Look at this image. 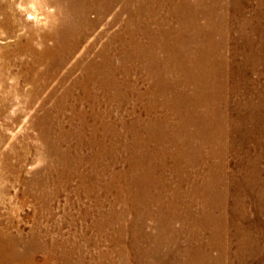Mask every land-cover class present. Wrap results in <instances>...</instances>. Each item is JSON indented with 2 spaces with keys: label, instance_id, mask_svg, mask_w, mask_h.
Instances as JSON below:
<instances>
[{
  "label": "bare ground",
  "instance_id": "6f19581e",
  "mask_svg": "<svg viewBox=\"0 0 264 264\" xmlns=\"http://www.w3.org/2000/svg\"><path fill=\"white\" fill-rule=\"evenodd\" d=\"M27 1L28 0H0V40H1V42H3V44H2L3 46H0V57H1V55L5 54L4 51L10 49L12 53L14 51L15 54L19 55L20 58H18V59L21 60L20 64H22V66L24 67L23 71H21V72L19 71L20 73L15 74L14 76L9 71L11 66L8 65V67H7V65H3V67L0 68V117L1 118L5 117L6 119H8V120H6L7 126H9V127L13 126L11 124V122L14 119V117L11 115L10 110H11V108L14 107L13 106L14 97L16 95H18V97L21 96L23 99H26L25 101L27 102V104L24 105L23 108H25L26 110L30 109V111H31V109L35 110L36 117L34 118L32 123L34 126H36L40 129V131H41L40 139L42 141L46 142L45 125H46V121H48L50 115L52 114L50 109L47 108L49 95H50L49 97L56 98L57 101L59 100L56 103L57 105L54 108L56 109V107H58V108L62 109L63 105H62L61 100H64V98L66 96L74 93L75 90L77 91L78 89L76 87H79V89L81 91L80 93L87 95L90 93V89H91V88H89L90 84L96 85V87L101 86L104 88L106 85L107 86L110 85L109 83L111 82V80L115 76L116 71H117V73L123 72L126 76H128L129 74L130 75L132 74L133 68H137V70H142V72H145V74H147L148 77H150L152 79L151 86L149 89V92L151 94H154V95L155 94H160V95L168 94L167 96H169V93H170L172 96L176 95V96H179L178 98H180V97H184V96L182 94H180V92L176 89L177 84H176L175 80L173 82L170 80L172 78L173 74L175 73V71H178L180 73V75L183 76V78H182L183 80L181 79V82L185 85H189V89L187 91V92H189V95H188V97L187 96L184 97L182 105H185V104L188 105L189 102L192 103L193 104L192 105V111L193 112L188 113L187 110L185 109V113H184V112H181V108L178 109L177 108L178 106L176 107V111H174V112H176L175 114H177V115H175V117L178 119L175 121L176 125H174V126L178 131L180 130L179 131L180 133H175L174 135L171 133L172 135H170V137H167V135H169L170 133H165L167 135H165V137L160 136L159 140L162 143L165 141L168 143L171 140L169 145H167V144L165 145V143H164L163 147H159V146L156 147V150H153L154 153H151L149 151L150 150L149 149V150H145V151L141 152L140 154L138 153L139 155H137V156H133L134 161L132 160L133 165L131 166V174L132 175L130 176V179H128L129 183L127 184L128 188H131L128 190H129L131 198H132L131 203H133L132 205H133L134 211L136 212L135 223H136V221H140L143 224L144 220L146 219V216H147V218L152 219L154 221V227H153V230H154L153 233L154 234L148 233L149 230L145 231V229L143 227H141L140 225L134 224V222H132L133 223L132 226L128 227L127 229L129 232L133 233V236L135 238V242H137V244L139 245V242H141V239L145 240V241H150L153 239L155 241H160L161 237L159 238V236H162V235L166 236V234H168L167 231H170L171 235L174 233L180 234L183 232L181 230H184L185 229L184 227L187 224H190V228L187 229L188 228L187 227L186 228L187 230L184 233L195 235L196 237H195L194 243L192 241H190L188 243L189 248L188 249L186 248L185 250H181L183 258H184V260L182 262H180L181 260L178 261L179 258L176 260V259L172 258V256H171L170 259H172V261H171V263H167V264H220V263H223L222 260L224 258L228 257V253H226V251H225L226 250L225 246H223L221 249H219L218 244H216L215 246L212 245V243L215 240H214V238L211 239V236L210 237L208 236L209 239H204V244H203V239L199 236V234H200L199 230L203 227L202 226V225H204L203 223H207V225L208 224L210 225L211 222H207V221L203 222L199 216L200 215H207L208 218L209 217L212 218L213 217L212 213H214L216 210V208H213V207L220 208V207L224 206L226 196L222 198L220 193L217 194L215 192V190L218 188V185L220 182H222V185L225 186L224 182L226 179H228L227 177L230 176L229 172L231 171V170L227 171L226 168H229L230 165L228 167H226L227 165L224 162L223 164L221 163L222 168H219L218 165H216V161H213V162L208 161L207 158H205L203 152L201 151V150H203L202 146H206L207 144H204L201 147H199V149H196V148H194L192 143H190V144L184 143L185 142L184 140H186V139L183 140L181 138V130L183 129L182 131H185L186 135L188 134V135L192 136L196 132L195 133H191V132L187 133V130H186L187 124L195 123L198 125L202 122H205V120L209 121L210 124L212 122H215L216 124H222V122L223 123L226 122V124L228 123L229 125H232V128H234V129H230V131H234L233 132L234 134L232 132H230L232 134L231 137L234 136V140L238 144L242 145V146H238L239 150L237 151V154L239 156L245 155L246 157H250L252 155L251 150L253 148L250 150L248 148L249 146H247L246 143L244 144V141H242V143L238 142L239 139L237 140V137H239L240 133H242V132H243V136L241 138L242 140H250L249 136L252 137L253 134H255L256 132H260L264 137V116L259 117V115L264 113L261 110L262 107H264V104H261V100H260L261 97H264V85H263V89H258L259 88L258 87L257 88L258 91H256L257 89L255 91H251V94H252L251 96L248 95L249 93L248 94L244 93L245 91L243 92L241 89H238V88L234 89L233 88L232 93H231L232 96L238 97L239 100H240V97L241 98L243 97L245 99L244 104H241V103L233 104L234 102H231V100L228 99L226 96H225L226 98L224 99L223 94L220 93V90L218 91V89H221L224 91L221 84L218 88V85H217L218 81L221 80V78L224 81L228 80V78H232L234 82L236 81V83H237V81H239L238 84L240 85V81H242L244 78L245 71L243 69L241 71L242 74L237 70H234V71L230 70V72L229 71L223 72L224 69L228 68V66H229L228 62L229 61H227V59H226L227 56L220 55L221 53H219L218 50L220 48H226V47H223V46H225L224 43L227 44L230 40H232L233 41L232 44L233 45L235 44V46H234V51H233L234 55L232 54V56H231L230 69H231V67H234V65L232 63H235L234 62L235 59L237 62H238V60H240L238 65L241 68L244 66L246 67V65H248L251 61L254 60L255 64L258 66V68L256 67V69H254V70L257 71L261 67L257 63L261 62L264 64V57H261V55H259V53L257 51V50H261V48L264 47V24H261V26H258L255 23L257 21H259V19L256 20L255 18L252 19V17L251 18H248V17L242 18V16L240 17V14H242L244 12V11L242 12L241 6L239 8H237L239 6V2H241V0H195V1H192V0H126V4H127L126 9H127V12L129 13V16H128V21H127V26H126V29L124 30V32L116 34L113 37V39L108 38V39L102 40L103 42L101 41L102 42L101 48L99 49V51L95 50L96 54H94L95 55L94 58H92V59L90 58L91 60L88 59L89 61L87 60V62H83L84 64L81 65L83 67L82 68L83 71L81 70L82 75L77 79L75 78V80L73 79L74 81L72 82V84H69L66 86V88H63L67 84V82L70 80V78L73 76V74L75 73V71L77 69H79L78 71L80 72V65H79L80 63L79 64H78V62L73 63L72 66L67 69V71L65 72V75H62V76L59 75V78L56 79V77L58 76V73H61V70L64 69V67H66L68 63H71L70 62L71 59L74 57V55L77 52L80 51L81 47L85 43H87V44L84 45V49L82 50V52H83L82 58L84 59L85 57L91 55V52L95 48V45L98 43V41L105 38L107 35V30L105 28L103 30L99 31L98 33H96V31L101 25L102 26L103 25L108 26L110 24V22L107 21V16L109 14L113 13L116 15L114 17L115 24L121 22V19H122L121 15H122L123 9H124L123 5H125L124 0H36V2H34L32 4V8H33L32 10H34V12H32V11L30 12V10L26 9L27 7H25V10H27V12H28V18L34 20L35 24L30 23L31 21L27 22L26 21L27 19L25 20V18H24V16H25L24 11L25 10L22 9V7L24 5L23 3H27ZM224 1L227 3L226 11H225V9H222V8L220 10V7H222V5H223L222 2H224ZM38 4H41L44 7H46L48 5L55 7L54 11L52 12V14L54 15V21L50 27L46 26V24H42L45 21L42 20V18H41L42 16L40 17V15L38 13V7H37ZM51 8H53V7H51ZM228 10H231V12H232L231 16L233 18L228 19V18H226L225 14L223 15V13L227 12ZM91 12H95V13H97V15L95 17H90ZM262 12L263 11H260L259 13H262ZM202 19L203 20L205 19L206 21L202 22ZM112 26H114V25H112ZM221 29H222V31H221ZM93 35H94V37L90 38ZM218 35H219V38H217ZM262 51H264V50H262ZM6 58H8V57H6ZM79 59H80V57H79ZM72 61H75V60H72ZM115 61H118L120 63V65L119 66L116 65ZM14 62H16V61H14ZM81 62H82V60H81ZM249 66L250 65H248V67ZM263 67H264V65H263ZM218 68H220L221 74H220ZM262 71L263 72H259V73L264 75V70H262ZM140 73H141V71H140ZM21 77L24 80L25 86L27 88L24 87L23 89H21V88H18L16 86V84H17L16 81H18V78H21ZM15 78H17V80ZM12 79H15L16 81L13 82L12 84H10V81ZM55 80L57 81L56 85H54V83H53V82H55ZM221 82H223V81H221ZM52 83H53V86H51ZM238 84H236V85H238ZM236 85H234V87ZM108 87H106V88H108ZM111 87H114V89H116L118 92L121 91V86L118 84H112ZM186 88H188V87H186ZM48 89H50V90H48ZM123 89H124V87H123ZM260 90H262V91H260ZM106 91H108V90H106ZM123 91H122V93H123ZM135 92H137V91H135ZM130 93H132V92H130ZM169 97H171V96H169ZM83 98H85V97H83ZM189 98H191V99H189ZM36 99L37 100L41 99V101L39 103H36ZM88 100H89V98H88ZM68 101H70V100H68ZM84 103H86V102H84ZM172 105H173V103H172ZM178 105L180 106V101H178ZM261 105H263V106H261ZM222 106H224L223 107V108H225L224 110H222ZM67 107H68V105H67ZM18 108H19V106H18ZM78 108H80V107H78ZM20 109H22V108H20ZM157 109H158V107H157ZM51 110H53V109H51ZM167 110H169V109H167ZM246 110H247V112H246ZM83 111H86V110H83ZM169 111H171V110H169ZM223 111H225V113H226V114L223 113L225 116L222 114ZM233 111H238V113L235 116L231 115V117H230L229 113L233 114L232 113ZM241 111H243V113L245 111L246 113L243 114ZM19 112H21V111H19ZM73 112H74V110H73ZM91 113H92V111H91ZM106 113H107V111H106ZM154 113H155V111H154ZM181 113H183V114H181ZM56 114H57V112H56ZM179 114H181V115H179ZM234 114H235V112H234ZM165 116H167V115H165ZM17 118L19 119L20 116H18ZM17 118H15V119H17ZM18 119L16 121H18ZM51 120H54V119H51ZM153 120H155V118ZM159 120H161V119H159ZM166 120H168V117ZM89 123H91V122H89ZM246 123L250 124L252 126V128L251 129L248 128L246 130L245 129L246 127L244 128V125ZM93 124H95V123H93ZM153 125L154 126L160 125L159 121H155L153 123ZM148 126H149V124H148ZM149 129H150V126H149ZM201 129H202V127H201ZM201 129L199 130V132H201ZM242 129H245V130L242 131ZM133 130H135V129H133ZM162 130L165 132H170L171 125H170L169 121H166L163 124ZM223 132H225V131H223ZM197 134H199L198 131H197ZM209 134H211V133H209ZM129 135H130V133H129ZM147 135H149V134H147ZM182 135L184 136V133ZM186 135H185V137H186ZM201 135H203V134L201 133ZM116 137H118V136H116ZM142 137H143V135H142ZM224 137H225V135H224ZM259 137L257 136L258 142L264 144V138H262V136H261L260 138H262V139H260ZM91 138H92V136H91ZM120 139H122V138H120ZM83 140H85V139H83ZM110 140H111V138H110ZM139 140H141V139H139ZM179 140L182 141L183 143L180 142ZM87 141H89V140H87ZM200 141H202V139ZM110 142H112V141H110ZM131 143H132V141H131ZM99 144H101V143H99ZM13 146H14V144H12V147L10 148V150H8V151L6 150L7 152L5 154V158H7V159L13 158V159L19 160L20 162H25L27 154L26 155L21 154L20 152L16 151V149H15L16 147H13ZM119 146H121V144ZM132 146H133V144H132ZM181 146H183L184 148L181 149L180 148ZM263 146L264 145H259V144L255 145V147H258V148H262ZM95 148H96V146H95ZM107 149H108V147H107ZM131 150H133V149H131ZM100 151H102V150H100ZM138 152H140V151H138ZM194 153L195 154L197 153L198 156L200 155L199 159L193 158ZM210 156L212 157L213 155H210ZM258 156H259V154H258ZM93 158L95 159V157H93ZM116 158L118 159V157H116ZM168 158L173 163H171V162L167 163ZM97 159H98V157H97ZM180 160H183L184 162H182V163H184V164H182L180 162ZM202 160L204 163L206 161H208V163H206L205 166L202 164L201 165L197 164L199 162H202ZM244 160L239 161V163L236 165V169L239 170V173L241 172L239 175L252 174L250 166L247 165V163H245ZM257 166H258V164L254 163L253 168H255ZM101 167H103V166H101ZM255 170H257V169H255ZM255 170H253V172H255ZM233 173H234V175H237V172L233 171ZM234 175H233V177L235 178ZM124 176H125V174H124ZM253 176H254L253 178H256L255 175H253ZM258 176H260V172H258L257 177ZM171 177L175 178V180H172ZM239 178H241V177L239 176ZM113 179H114V177H113ZM236 179H238V178H236ZM257 181H258V178H257ZM121 182H122V180H121ZM237 182L240 183L241 180L238 179ZM238 185L239 184H237V187H238ZM229 187L225 188V191L227 192V194L230 193ZM230 195H232V194H230ZM195 196H201V198H200L201 200L205 197L204 198L205 199L204 204L202 205V204L196 203V199L194 198ZM240 196H242V195H237L236 198L240 199ZM252 197H254V196H252ZM236 200H238V199H236ZM241 200H242V198H241ZM246 202L247 201L235 202V205H236V207H239V205H241V209H239V210L241 212H243L244 207H246V205H248V204H246ZM256 202L258 203L259 200H256ZM216 205H219V206H216ZM127 207H128V205H127ZM224 207H226V206H224ZM233 208H235V207H233ZM229 214H231V213H229ZM242 214H243L242 216L244 218V216H245L244 212ZM102 215H104V214H102ZM127 215H125V216H127ZM172 219H177L178 221H182V226H181L180 230L171 229L172 228L171 222L173 221ZM103 221H105V220H103ZM224 221H226V220H224ZM140 222H139V224H141ZM212 224H214V223H212ZM214 227L216 229V232H219V230H218L219 228L216 227L215 225H214ZM141 228H142V230H137V229H141ZM222 228H224V227H222ZM261 228H262V226H261ZM104 229H105V227H104ZM118 229H120V228H118ZM127 229L124 228V232H126ZM203 230H205V229H203ZM17 233L18 234L12 233L10 225H7V224L4 225V224L0 223V264H20L21 262H24L25 260L31 259L32 257H34L33 256V253L35 251L34 250V244H36L33 240L34 238L31 240H26L25 239L26 236H22V234L20 232H17ZM211 234H212V232H211ZM121 235H122V233H121ZM234 236H236V235H234ZM245 236H246L247 240H249L251 238V240H250L251 244L254 242V239H253V237H251V235L247 234ZM233 238H235V237H233ZM116 240H119V239L117 238ZM145 241H144V243H145ZM161 243L163 244V242H161ZM255 244L256 243H254V246H255ZM143 245H145V244H143ZM171 245H169V246H171ZM21 246H23L22 249L20 248ZM38 246H40V245H37L35 247H38ZM179 246H181V245H179ZM147 247H148V245H147ZM152 247H153V245H152ZM172 248H174V247H172ZM212 248H217L220 253H218L217 256L214 255L212 252ZM39 250H40V248H39ZM139 251L140 250H138V247H137L136 254ZM167 251L169 252V250H167ZM152 252L153 251H150L149 249H145V256L144 255L143 256L149 259ZM164 253H165V251L163 252V254ZM169 257H170V255H169ZM138 258H139V256H137L136 259L138 260ZM150 259H152V258H150ZM124 260H125V258H124ZM157 260H160L163 263H165V261H166L165 259H161V257L157 258ZM33 261H34V259H33ZM154 261L157 262L156 260H154ZM138 264H143V263L141 261H138Z\"/></svg>",
  "mask_w": 264,
  "mask_h": 264
},
{
  "label": "rangeland",
  "instance_id": "374dc122",
  "mask_svg": "<svg viewBox=\"0 0 264 264\" xmlns=\"http://www.w3.org/2000/svg\"><path fill=\"white\" fill-rule=\"evenodd\" d=\"M192 1H195V0H192ZM34 2H36V0H28L27 3H23L24 5L22 9L25 10V7H27L26 9H29L30 12L31 11L34 12V10H32L33 9L32 4ZM241 2H239V6L237 7L239 8L241 6L242 12L244 11L242 14H240V17L241 16L242 18L252 17V19L255 18L256 20L259 19V21L255 23L258 26H261V24H264V0H245V1L241 0ZM124 4L125 5H123L124 9L121 15L122 19L120 23L115 24L114 17L116 15L111 13L107 16V21H109L110 24L108 26L101 25L97 29L96 33H98L99 31L105 28L107 30V35L105 38L98 41V43L95 45V48L91 52V55L85 57L84 58L85 60L82 58V55H83L82 50L84 49V45L87 44L85 43L81 47L80 51L77 52L74 55V57L71 59L70 61L71 63H68L67 66L65 65L66 67H64V69L61 70V73H58V76L56 77V79L59 78V75L60 76L65 75V72L67 71L68 68L72 66L73 63L75 62H78V64L80 63L79 64L80 72L78 71L79 69H77L75 73L73 74V76L70 78V80L67 82V84L63 88H66L67 85L72 84L75 78L77 79L82 75L81 70L83 71L82 69L83 67L81 65L84 64L83 62H87L88 59L91 60L92 58H94L95 56L94 54H96L95 50L99 51V49L101 48V44L103 42L102 40L108 39V38L113 39V37L116 34L124 32L127 26V21H128V16H129V13L127 12V9H126V5H127L126 0H124ZM222 4L223 5L222 7H220V10L222 8V9H225L226 11L227 3L224 1L222 2ZM37 7H38V13L40 17L42 16L41 17L42 20L45 21L42 24H46V26L50 27L54 21V15L52 14V12L54 11L55 7L51 5L44 7L41 4H38ZM260 11H263V12L259 13ZM230 12L231 10H228L227 12H224L223 15L225 14L226 18L228 19L233 18L231 16L232 12L231 13ZM24 15H25L24 18L25 20L27 19L26 20L27 22L31 21L30 23H34V20L28 18L27 10L24 11ZM96 15L97 13L95 12L90 13V17H95ZM203 21H206V20L202 19V22ZM93 37L94 35L91 36L90 38H93ZM217 38H219V35L217 36ZM232 43L233 41L230 40L227 44L224 43L225 46L223 47H226V48H220L218 50V52L221 53L220 55L227 56L226 59L227 61H229L228 68L224 69L225 71L223 70V72H227V71L230 72V70L232 71L237 70L241 73V71L244 69L245 75H244L243 80L240 81V85L238 84L239 81H237L236 83V81L234 82L232 78H228V80L226 81L222 80L221 78V80L218 81L217 85L219 88L221 84L224 91L221 89H218V91L220 90V93L223 94L224 99L227 97L228 99L231 100V102H234L233 104H236V103L244 104L245 99L243 97L242 98L240 97V100H239L238 97L232 96L231 94L232 89L233 88L241 89L243 92L245 91L244 93H247V94L249 93L248 94L249 96L252 95L251 91H255L258 87H259L258 89H263L264 75H262L259 72H263L262 70H264V67H263L264 64L261 62H258L257 64L260 65L262 68L260 67L261 70L258 69L259 71L258 70L255 71L254 69H256V67L258 68V66L255 64L254 60L248 64L250 65L249 67L248 65H246V67L244 66L241 68L238 65L240 60H238L237 62L235 59L234 61L235 63H232L234 67H231L230 69L231 56L232 54L234 55L233 51H234V46H235V44L233 45ZM2 44L3 42H1L0 40V46H3ZM262 48L261 50H257V49L256 50L258 51L259 55H261V57H264V51H262L264 50V47ZM9 50L4 51L5 54L1 55L0 68H2L3 65H7V67L8 65L11 66L9 71L14 76L15 74H19L21 71H23L24 67L22 66V64H20L21 60L18 59L20 58L19 55L15 54L13 50H12L13 53L11 52V50L10 51ZM5 56L8 57L9 59L6 58ZM72 60H75V61H72ZM115 62H116V65L118 66L120 65L118 61H115ZM218 70L221 74L220 68H218ZM115 73H116L115 76L109 83L110 85H108L109 87L107 85L104 88L101 86L96 87V85L90 84L89 85V88H91L90 93L87 95L80 93L81 91L79 87H76L78 89L77 91L75 90L74 93L66 96L64 100H61L62 105H63L62 109L56 107L57 109L56 110L54 108L57 105L56 103L59 100L57 101L56 98L49 97L50 96L49 95L47 108L50 109V111L52 112L51 114L52 116L50 115L51 118L49 117L45 125L46 142L40 139L41 131L38 127L34 126L32 123V121L36 117L35 110L31 109L30 111V109L26 110L25 108H23L24 105L27 104V102L25 101L26 99H23L21 96L18 97V95H16L14 97L13 99L14 107L11 108L10 110L11 115L14 117L12 122L10 121L13 126L11 127L7 126L6 120L8 119H6L5 117H2V118L0 117V223L4 225L5 224L10 225L12 233L18 234L17 232H20L22 236H26V238L24 237L26 240H31L34 238L33 240L36 243L34 244L35 251L33 253V256L35 258L32 257L34 261L31 258V259L25 260L24 262H21L22 264L23 263L24 264H115V263L116 264H119V263L120 264H138V261H141L143 264H146V263L147 264L148 263L149 264H167V263H171L172 261V259H170L171 256L172 258L176 260L179 258L178 261L181 260L180 262H182L184 258H183L181 250H185L186 248L188 249L189 248L188 243L190 241L194 243L195 241V237H196L195 235L184 233L187 229L190 228V224H187L184 227L185 229L183 228L184 230H181L183 232L180 234L174 233L171 235L170 234L171 232L167 231L168 234H166V236L158 235L159 238L161 237L160 241H155L154 239L150 241H145L141 239L142 243L139 242V245L137 244V242H135L133 233L129 232L127 229L128 227H131L133 224L132 222H134V224H137L143 227L145 231L149 230L148 233L154 234L153 233L154 232L153 230L154 221L152 219L147 218V216H146V219L144 220L145 224L144 223L142 224L140 221H136L135 223L136 212L134 211V208L132 205L133 203H131L132 198L128 190L131 188H128V185H127L129 183L128 179H130V176L132 175L131 166L133 165V161H134L133 156H137L141 152L145 150H149V149L151 153H154L153 150H156V147L158 146L163 147L164 143L165 145L166 144L169 145L171 140L168 143L166 141L162 143L159 140L160 136L165 137V135H167L165 133H170L169 135H167V137H170V135L172 134L174 135L175 133H180L179 132L180 130L178 131L174 126L176 125L175 121L178 119L175 117V115L177 114H175L176 112L174 111H176V107L178 106L177 108L178 109L181 108V112L185 113V109L187 110L188 113L193 112L192 103L189 102L188 105L187 104L182 105L184 97L185 96L188 97L189 95V92H187L189 89V85L183 84L181 82V79L183 78V76H181L178 71H175V73L173 74L170 80L172 82L175 80L177 84L176 89L184 97L178 98L179 96H176V95L172 96L169 93V96L172 97L171 98L167 96L168 94H165V95L151 94L149 92V89L151 86L152 79L148 77V75L145 74V72H142V70H137V68H133L132 74L128 75L129 77L126 76L123 72L117 73L116 71ZM15 79L17 80V78ZM15 79H12L10 81V84L15 82L16 81ZM16 83H17L16 86L18 88H21V89H23L24 87L27 88L25 86V82L22 79V77L18 78V81H16ZM53 83L54 85H56L57 81L55 80V82ZM53 83L51 84V86H53ZM112 84L120 85L121 91L118 92L116 89H114V87H111ZM234 85L236 86L234 87ZM258 89L256 91H258ZM122 91L124 94L122 93ZM260 100H261V104H264V97H261ZM40 101L41 99H38V100L36 99V103H39ZM178 101H180V106L178 105ZM157 107L159 110L157 109ZM223 107L224 106H222V110L225 109ZM73 110L75 113L73 112ZM83 110H86V111H83ZM261 110L264 112V107H262ZM241 112L243 113V111ZM246 112L244 111L243 114H245ZM223 113L226 114L225 111H223L222 114ZM232 113L234 115L229 113L230 117L231 115L235 116L238 113V111H233ZM164 114L167 116H165ZM17 115L20 116L19 119L17 118L18 117ZM263 116H264V113L259 115V117H263ZM167 117H168V120H166ZM15 118H17L18 121H16L17 119ZM154 118L155 120H153ZM51 119H54V120H51ZM165 120L170 122V125H171L170 132H165L162 130L163 124L166 122ZM155 121H159L160 125L154 126L153 123ZM202 123L198 125L195 123L186 125L187 133L196 132L192 136L188 134L186 135V132L182 131L183 129L181 130V138L183 140L186 139L184 140L185 141L184 143H187V144L192 143V145L196 149H199V147H201L202 145L207 144L206 146H202L203 150H201L205 158H207L208 161H212V162L216 161V165H218L219 168H222L221 163L223 164L225 162V164L227 165L226 167L230 165L229 168H226L227 171H230V170L231 171L229 172L230 176H228L227 177L228 179H226L224 182L225 186H223L222 182H220L218 185V188L215 190L217 194L220 193L222 198L226 196L225 197L226 200L224 203V206L226 207L224 206L220 208L213 207V208H216V210L214 213H212L213 214L212 218L211 217L208 218L207 215L199 216L203 222L204 221L211 222L210 225L209 224L207 225V223H203L205 226L202 225L203 227L199 230L200 232L199 236L203 239V244H204V239H209V237L211 236V239L214 238L215 240L212 243V245L215 246L216 244H218L219 249L225 246L226 248L225 251L226 253H228V257L224 258L222 260L223 263H220V264H236V263L237 264H244V263L245 264H264V246H263L264 245V238H263L264 237V228H263L264 227V205H263L264 204L263 203L264 202V177H263L264 176L263 174L264 173V154H263L264 146L262 148L255 147L256 144L264 145L263 143L258 142L257 136L259 137L261 135L262 138L264 137L260 132H256L255 134H253L252 137L249 136L250 140H242L241 138L243 136V132L240 133V136H239L240 138L237 137V140L239 139L238 142L242 143V141H244V144L246 143L247 146H249L248 148L250 150L253 148L252 149L253 151L251 150L252 155L250 157H246L245 155H241L242 156L241 157L237 154V151L239 150L238 146H242V145L238 144L234 140V136L231 137L232 134L230 132L232 133L234 132V131H230V129H234L232 128V125H229L228 123L226 124V122L224 123L222 122V124H216L215 122H212L213 123V124L211 123L213 125L212 126L209 123V121H206V120L205 122H202ZM148 124L150 126V129H149ZM200 126L202 127V129ZM244 128L247 130L248 128L251 129L252 126L246 123L244 125ZM200 129H201V132H199ZM245 129H242V131ZM197 131L199 134H197ZM129 133L131 136L129 135ZM183 133H184V136L182 135ZM201 133L203 135H201ZM226 134L227 135L229 134L228 135L229 137ZM138 138L141 140H139ZM201 139L202 141H200ZM98 142L101 144H99ZM12 144H14L13 147H16L15 148L16 151L20 152L21 154H25V155L27 154L25 162H20L19 160L13 159V158H10V159L5 158V154L8 150H10V148L12 147ZM120 144L121 146H119ZM132 144L134 147L132 146ZM183 146H181L180 148L181 149L184 148ZM107 147L109 150L107 149ZM210 155H213L212 156L213 158ZM96 156L98 157V159ZM93 157H95V159ZM116 157H118V159ZM199 157L200 155L198 156L197 153L196 154L194 153L193 158L199 159ZM243 160L245 163H247V165L250 166L252 174H249V175L242 174L243 176L239 175L241 172L239 173V170L236 169V165L239 163V161H243ZM208 161L204 163L202 160V162H199L197 164H200V165L202 164L205 166V164L208 163ZM168 162L173 163L169 158L167 159V163ZM180 162L182 163L184 161L180 160ZM254 163L258 164L259 167L257 166L253 168ZM232 170L237 172L238 176L234 175ZM253 170H255V172H253ZM257 171L260 172V176L258 177H257L258 175ZM233 175L235 176V178L233 177ZM253 175H255L256 178H253L254 177ZM239 176L241 178H239ZM236 178L241 180V182L240 183L237 182L238 179ZM257 178H258V181H257ZM171 179L175 180V178L173 177H171ZM237 184H239L238 187H237ZM227 187L230 188L229 194H227V192L225 191V188ZM237 195H242V196H240V199H239V198H236ZM194 198L196 199V203L202 204V205L204 204L205 197L202 200L200 199L201 196H195ZM235 198L238 200H236ZM256 200H259V202L257 203ZM242 201L243 202L247 201L246 204H248L246 205V207H244V211H243L245 214L244 218L242 216L243 212L239 210L241 209V205H239V207H236L235 205V202H242ZM216 206H219V205H216ZM229 213H231L232 215ZM102 219L105 221H103ZM172 220L173 221L171 222V226H172L171 229L180 230L182 226V221H178L177 219H172ZM139 222L142 225L139 224ZM214 225L219 228L218 229L219 232H216ZM124 228L127 229L126 232H124ZM137 230H142V228L137 229ZM247 234L253 237L254 242L252 244L250 242L251 238L247 240L245 236ZM117 238L120 241L116 240ZM161 242H163V244ZM254 243H256L255 246H254ZM143 244H145L146 246ZM37 245H40V246L35 247ZM137 247H138V250L140 251L136 254ZM20 248L22 249L23 246H21ZM144 248L149 249L150 251H153L150 256V258L152 259L150 258L148 259L144 257L145 256ZM167 250H169V252ZM164 251H165L164 253L165 255L163 254ZM212 252L216 256L218 255V253H220L217 248H212ZM137 256H139L138 260L136 259ZM159 257H161V259H165L166 260L165 263L161 262L160 260H157V258ZM154 260H156L157 262H155Z\"/></svg>",
  "mask_w": 264,
  "mask_h": 264
}]
</instances>
